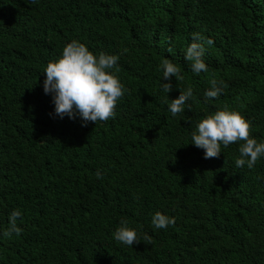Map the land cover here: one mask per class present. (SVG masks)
<instances>
[{
  "label": "trees",
  "instance_id": "trees-1",
  "mask_svg": "<svg viewBox=\"0 0 264 264\" xmlns=\"http://www.w3.org/2000/svg\"><path fill=\"white\" fill-rule=\"evenodd\" d=\"M196 33L199 75L185 60ZM73 40L119 57L113 119L55 114L44 72ZM165 58L184 77L168 94ZM212 79L226 87L206 99ZM221 110L264 143V0H0V264H264V157L237 168L240 144L211 159L191 144ZM14 210L22 232L6 237ZM156 212L175 225L157 229ZM121 221L141 243L114 239Z\"/></svg>",
  "mask_w": 264,
  "mask_h": 264
},
{
  "label": "clouds",
  "instance_id": "clouds-1",
  "mask_svg": "<svg viewBox=\"0 0 264 264\" xmlns=\"http://www.w3.org/2000/svg\"><path fill=\"white\" fill-rule=\"evenodd\" d=\"M38 0H30L36 4ZM198 33L193 34V41L186 50L185 60L191 62V71L196 75L208 72V66L204 62L205 49L203 44L195 41L199 40ZM206 43L212 45L214 41L207 39ZM119 57L101 52L94 55L83 44L76 40L67 44L62 50V57L56 62H49L44 74L46 79L43 82L45 94H51L55 105V114L60 118L67 116L75 119L77 115L86 126L87 122H106L116 115L117 102L125 95L127 89L121 84L118 77L109 70L119 71ZM163 70V79L168 83L160 84L165 93L172 91L171 78L176 81L184 79L181 68L171 60L165 58L160 65ZM211 87L205 92L206 99L219 98L226 84L223 80L210 81ZM193 97L191 87L180 92L177 99L171 100L169 110L173 117L181 114L185 110V104ZM195 147L203 149L205 159L218 158L221 146L227 148L232 144H240L239 158L235 160L237 168L245 165L252 169L257 161L264 157V143H258L251 137V123L247 121L239 112L221 110L214 115L202 119L197 130L192 133V143ZM97 178L103 176L98 170ZM21 212L14 210L9 216V227L3 232L6 237H11L13 233L19 236L22 229L17 226V219L21 218ZM175 218L168 217L160 212H156L152 217V224L157 229H166L174 226ZM114 239L121 244L133 246L141 243L137 231L127 226L126 221H121L120 226L113 234ZM144 240L151 242V238L144 235Z\"/></svg>",
  "mask_w": 264,
  "mask_h": 264
}]
</instances>
